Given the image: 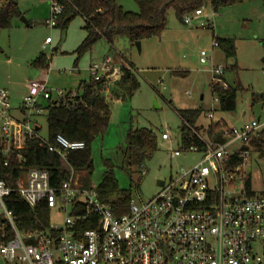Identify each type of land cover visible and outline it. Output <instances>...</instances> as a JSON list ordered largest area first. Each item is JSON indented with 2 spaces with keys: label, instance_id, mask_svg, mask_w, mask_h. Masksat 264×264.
<instances>
[{
  "label": "built area",
  "instance_id": "1",
  "mask_svg": "<svg viewBox=\"0 0 264 264\" xmlns=\"http://www.w3.org/2000/svg\"><path fill=\"white\" fill-rule=\"evenodd\" d=\"M51 6L47 23L55 27L62 6L56 0H51ZM202 15L200 8L186 15L184 22ZM214 46H218L216 41ZM211 61L213 51H201L200 62ZM91 71L96 80L108 78L112 59L106 58ZM211 71L212 83L227 88L224 67L213 64ZM68 95L71 103H76L77 93L53 91L46 79L31 80L21 106L22 117H16L9 90L0 88V144L5 167L13 155L26 160L19 152L26 139L39 138L64 160L70 151L85 147V142L70 141L61 134L51 144L36 129L35 118L47 111L43 102L66 105ZM207 117L213 121V111ZM261 126L252 121L242 127H226L223 141L215 133L194 130L197 142L185 145L181 141V148L172 156L194 152L201 154L202 160L187 169L181 167L176 176L160 182L159 192L151 198L132 196L129 210L119 216L101 199L97 188L80 183L73 168L59 185L52 184L47 170L37 167L13 185L0 177V264H264V189L246 187L251 175L250 142ZM162 138L169 140V133H163ZM13 192L32 208L46 202L49 227L21 228L7 204ZM52 209L63 217L61 224L51 222Z\"/></svg>",
  "mask_w": 264,
  "mask_h": 264
},
{
  "label": "rangeland",
  "instance_id": "2",
  "mask_svg": "<svg viewBox=\"0 0 264 264\" xmlns=\"http://www.w3.org/2000/svg\"><path fill=\"white\" fill-rule=\"evenodd\" d=\"M125 10L138 12L135 0H117ZM4 0H0V6ZM23 17L33 23L27 28L21 18L24 34H9L8 29L0 31V88L10 90V103L13 109L22 104L27 95L20 86L23 75H30L29 80L45 78L47 86L53 91L77 93L82 81L92 79L91 64L100 65L111 59L127 58L135 66L140 82L139 89L129 95L110 83L105 93L110 107V120L105 132L92 143L93 172H78L80 183L87 188H98L105 174L112 172L120 189H131L136 199L147 200L159 192V183L176 176L183 167L187 169L199 163L203 156L190 152L187 155L172 156V152L181 148L180 128L182 120L178 110L201 108L202 114L198 126L207 132L212 122L223 120L227 127H242L257 121L264 129V99L253 102L254 96L264 95V5L262 0H247L224 7L214 13L210 6L202 7V16H192L190 23L180 21L174 9L168 12V25L160 37H153L142 42L139 53L126 33L118 34L113 47L105 39L97 41L93 47L80 56L77 65L76 50L81 43L83 21L75 18L69 25L67 34L61 35L59 29L46 24L51 18V0H19ZM202 23L205 24L202 26ZM212 24V28L208 26ZM12 26L10 28H12ZM28 32L30 36H28ZM21 35L22 42L18 44ZM62 36V39H61ZM46 37L53 42L42 44L44 52L51 56L48 69L26 68L6 65L2 59L9 54L22 53L21 45L36 44ZM215 37L233 38L236 43V56L228 57L218 46H214ZM14 45V46H13ZM59 46L53 51L55 46ZM213 51V61L200 62L201 51ZM221 65L225 72L226 83L238 88L237 107L233 112L220 109L217 96L213 94L212 65ZM185 71L186 76L174 74ZM40 73L33 77V73ZM8 75L13 81H8ZM43 75V76H42ZM32 76V77H31ZM28 80V81H29ZM28 92V90H27ZM203 97V99H202ZM214 113V120L207 117ZM40 135L48 137L47 115L40 116ZM150 129L157 137V149L153 156L140 167L131 168L125 155L127 137L131 130ZM168 132L169 140L162 134ZM22 139L19 144H22ZM251 163L248 172L252 175V185L257 190L264 189V149L260 151L250 146ZM110 162L108 165L106 162ZM111 166V167H110ZM62 216L56 209L51 210V222L61 224Z\"/></svg>",
  "mask_w": 264,
  "mask_h": 264
},
{
  "label": "trees",
  "instance_id": "3",
  "mask_svg": "<svg viewBox=\"0 0 264 264\" xmlns=\"http://www.w3.org/2000/svg\"><path fill=\"white\" fill-rule=\"evenodd\" d=\"M62 11L57 18L55 28L66 32L70 23L77 17L84 20L86 37L76 50L77 59L90 50L93 45L105 39L113 43L116 35L126 33L132 43L144 41L153 37H160L168 25V12L174 9L177 18L184 22L186 15L193 14L196 10L210 6L214 13L224 7L242 3L247 0H135L139 11L125 10L117 0H56ZM264 5V0H262ZM23 15L19 0H4L0 6V31L10 28L15 19ZM209 27L212 28L210 24ZM218 47L228 56H236V43L233 38L215 37ZM52 56L40 53L30 66L39 69H48ZM174 74L186 76L185 71H174ZM224 80V78H223ZM225 81V80H224ZM106 79L96 80L93 77L89 82H83L79 86L76 103L68 95V104L63 105L56 101H48L47 123L49 143L53 144L57 135L61 134L70 141H83L85 147L80 150L70 151L67 159H62L58 154L49 151L47 145H42L39 138L26 139L20 148V154L26 159L24 162L16 155L11 157L10 165H3L4 156L0 144V177L9 185H13L17 179L23 176L30 168L37 167L49 172L53 185H59L67 180L70 168L77 172L84 170L93 172V160L91 146L95 138L103 134L110 120V107L105 97ZM226 82V81H225ZM116 86L126 94L133 95L140 87L136 70L132 64L123 66L122 77ZM213 94L217 96L222 111L233 112L237 107L238 88L228 85L223 88L219 84L211 83ZM262 96H254L253 102L261 101ZM182 120L180 128L181 141L189 145L197 142L195 131H202L203 126H198L202 114L201 108L178 110ZM40 126V124H38ZM227 126L223 121L212 122L208 132L215 133L219 141H223L222 134ZM41 130L39 128L38 132ZM196 139V140H195ZM250 146L264 149V130L258 136H253ZM157 149V137L155 133L146 128L131 130L127 137V149L125 155L131 168L140 167L151 158ZM111 165L110 162H106ZM111 167V166H110ZM252 186V177L247 179L248 190ZM101 199L111 206L116 215H122L129 210L132 198L131 189H120L112 172H107L97 188ZM7 204L17 215L19 226L26 230H40L50 225V209L46 202H42L32 208L17 192H13L7 199ZM85 227H89L85 225Z\"/></svg>",
  "mask_w": 264,
  "mask_h": 264
},
{
  "label": "crops",
  "instance_id": "4",
  "mask_svg": "<svg viewBox=\"0 0 264 264\" xmlns=\"http://www.w3.org/2000/svg\"><path fill=\"white\" fill-rule=\"evenodd\" d=\"M2 2H3V0H2ZM119 3V2H118ZM120 4V3H119ZM121 5V4H120ZM122 6V5H121ZM123 7V6H122ZM23 13V12H22ZM77 18H81V17H77ZM82 19V18H81ZM48 20V19H47ZM47 20H46V24L48 25V23H47ZM82 21H83V24H82V30H83V34L81 35V43H82V41L85 39V37H86V31H85V29H84V25H85V23H84V20L82 19ZM24 22V21H23ZM32 25H33V23L30 21H28V25L26 24L25 26L27 27V28H31L32 27ZM53 28H55V27H53ZM69 28V27H68ZM56 29V28H55ZM58 29V28H57ZM60 30V29H59ZM68 30V29H67ZM8 31H9V34L11 35L12 34V37H13V35L15 36L14 37V39L16 40L17 39V34L16 33H20V34H22V37H23V34H24V29H23V25H22V23H19V22H16L15 24H14V26H12V28H9L8 29ZM61 31V30H60ZM67 32V31H66ZM66 32H62L61 31V35L63 34H65ZM28 36H30V33L28 32ZM67 34V33H66ZM121 34H124V33H120V35ZM61 39H62V36H61ZM22 40V38H21V35H19V37H18V41H17V43L18 44H21V41ZM46 41H48V43L46 44V45H48V44H50V43H52L53 42V40L50 38V37H46L44 40H42L41 42H38V43H36V44H27V45H21V49H22V53L21 54H18V53H10L9 55V58H3L2 59V62H4L6 65H9V66H12L13 64H14V61L15 60H21L20 62L19 61H17V62H15L16 63V66H18V67H20V68H26L27 67V65L26 64H30L31 62H32V60H34L40 53H42V52H44V50H43V48H42V44L44 45L45 44V42ZM107 41V40H106ZM143 42V41H142ZM80 43V44H81ZM109 44H111V43H109ZM112 45V47H113V43L111 44ZM14 46V45H13ZM58 45L57 46H55L54 48H53V51H56L57 49H58ZM45 53V52H44ZM46 54V53H45ZM47 55V54H46ZM51 56H52V58H53V54H51ZM52 58H51V62H52ZM129 64H132L133 66H134V64L132 63V62H130L127 58H125V57H122V59H120V60H118V59H112V73L110 74V76L108 77V78H106V80H107V82H106V89H105V91H104V94L106 93V91H107V88H108V86H109V84L110 83H112V84H117V82L120 80V78L122 77V68H123V66H129ZM50 65H51V63H50ZM94 65H96V64H91L90 65V69H91V67H93ZM76 66V65H75ZM134 68H135V66H134ZM40 70V69H39ZM40 73H33V77H35V76H38ZM93 74V73H92ZM31 76V77H32ZM43 76V75H42ZM94 77V74L92 75V78ZM30 79V75L28 76V74H26V75H23V77H22V80H21V82H20V86H21V88L24 90V93H27L28 94V92H27V90H28V84H29V82L31 81V80H29ZM40 79H45V78H40ZM29 80V81H28ZM13 81L11 80V76L10 75H8V81H5L2 85H5V84H10V85H12L11 83H12ZM83 82H85V81H82L80 84H79V86L83 83ZM6 89H8V88H6ZM9 90V89H8ZM9 94H10V90H9ZM26 96V95H25ZM24 96V97H25ZM24 97H23V99H24ZM106 97V96H105ZM11 98V97H10ZM202 99H203V97H202ZM22 103H23V101H22ZM43 104H46L45 102H43ZM21 106H22V104L19 106V107H17V108H15V109H13V112H14V115L16 116V117H22V109H21ZM44 114H46L47 115V111H45V113ZM43 114V115H44ZM42 115V116H43ZM39 117L40 116H38L37 118H35V121L38 123V124H40L39 122H38V119H39ZM221 121H223V120H221ZM224 122V121H223ZM225 123V122H224ZM40 127H41V125H40ZM262 130H264V129H262ZM261 130V131H262ZM260 132V131H259ZM259 132H258V134H259ZM39 135H40V132H39ZM258 136V135H257ZM45 139H47V138H45Z\"/></svg>",
  "mask_w": 264,
  "mask_h": 264
},
{
  "label": "water",
  "instance_id": "5",
  "mask_svg": "<svg viewBox=\"0 0 264 264\" xmlns=\"http://www.w3.org/2000/svg\"><path fill=\"white\" fill-rule=\"evenodd\" d=\"M21 20L24 21L28 25V21L23 16H21ZM134 44H135L137 50L139 51V53H141V51H142V41L141 40L136 41ZM39 128H40V126L37 125L36 129L38 130Z\"/></svg>",
  "mask_w": 264,
  "mask_h": 264
}]
</instances>
